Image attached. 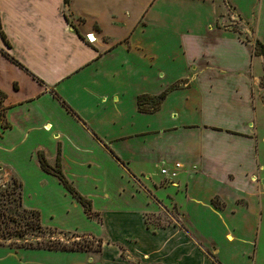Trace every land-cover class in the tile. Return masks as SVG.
<instances>
[{
    "label": "crops",
    "instance_id": "crops-1",
    "mask_svg": "<svg viewBox=\"0 0 264 264\" xmlns=\"http://www.w3.org/2000/svg\"><path fill=\"white\" fill-rule=\"evenodd\" d=\"M228 2L264 44V0H251L249 13ZM220 11L217 0H0V167L22 187L34 178L35 203L22 193L21 201L42 224L101 243L87 250L0 245V257L256 264L264 138L254 90L264 55L218 26ZM158 95L150 106L147 96ZM38 152L51 164L59 154L91 215L41 168ZM160 213L169 218L164 224L146 221Z\"/></svg>",
    "mask_w": 264,
    "mask_h": 264
},
{
    "label": "rangeland",
    "instance_id": "rangeland-1",
    "mask_svg": "<svg viewBox=\"0 0 264 264\" xmlns=\"http://www.w3.org/2000/svg\"><path fill=\"white\" fill-rule=\"evenodd\" d=\"M243 9L244 12H248V7L251 0H235ZM220 8V18L222 21L217 22V25H226L231 27L238 33L242 39H246L254 43V26L251 23L248 24L241 15L237 16L233 6L228 0H217ZM231 4V5H230ZM253 52L256 57H262L264 54H257ZM264 69V68H263ZM262 69V70H263ZM260 70L259 86L255 87V102L259 108L261 114L257 118L259 133L258 136L264 138V70ZM150 106L154 104L149 103ZM21 170V169H20ZM12 172L4 167H0V245L8 246L15 250L26 248H37L36 245H57L61 243L67 246L76 245L75 243L89 244L95 246L97 238L90 233H80L76 230L59 229L52 226H47L41 223V227L36 226V220L34 221L35 214L24 211L23 207H26L19 199V187L12 180ZM264 178V171H263ZM37 183L32 176L29 180H26L22 187V198L27 202L34 204L35 195L31 192L35 191ZM32 219V220H30ZM169 218L165 213L148 215L146 221L153 225H162ZM264 225V224H263ZM262 242L260 243V253L258 255L256 264H264V229L262 230ZM60 243H58V242ZM40 248V247H39ZM44 248V247H41ZM61 249V248H57ZM1 252V251H0ZM263 252V254L261 253ZM262 255V256H261ZM0 264H15L13 257H9V261L4 256L0 257Z\"/></svg>",
    "mask_w": 264,
    "mask_h": 264
},
{
    "label": "trees",
    "instance_id": "trees-1",
    "mask_svg": "<svg viewBox=\"0 0 264 264\" xmlns=\"http://www.w3.org/2000/svg\"><path fill=\"white\" fill-rule=\"evenodd\" d=\"M69 0H64V3H67ZM0 32L3 35V32L0 28ZM254 51L257 54H264V44L261 43L258 39L254 40ZM4 94L2 92H0V98L3 96ZM162 95H158L154 98H150V96H147V98L149 97V99H151V102L154 104L153 106L155 107V105L159 102L160 98ZM142 98H145V96H140L138 97V101L142 100ZM3 113L0 111V116ZM7 124L4 122V124H2V126H6ZM38 159H39V164L41 166V168L45 171L51 172L53 174H55L59 181L64 185V187L74 196L76 197L79 202L83 205L84 210L86 211V213H88L89 215L92 214L91 211V205H90V200L86 197H84L82 194H80L76 188L72 185V183L68 180V178L64 175V173L62 172L61 169V160H60V156L59 154H57L55 162L53 164L49 163L46 159V157L44 156V154L42 152H38ZM13 181L17 184V186L19 187V199L21 202V181L16 178L14 175L12 177ZM24 211H28L29 213H34L35 217H34V221L36 220V226L41 227V223H40V214L39 211L35 208H27V207H23ZM32 220V219H30ZM58 242V241H57ZM60 243V242H58ZM76 245H70L67 246L65 244H62L60 246L57 245H49L48 243L46 245H36L37 247H46V248H61V249H91L92 246L89 244H83V243H75ZM100 239H97V242L95 244V246L93 247V249H99L100 248Z\"/></svg>",
    "mask_w": 264,
    "mask_h": 264
},
{
    "label": "built area",
    "instance_id": "built-area-1",
    "mask_svg": "<svg viewBox=\"0 0 264 264\" xmlns=\"http://www.w3.org/2000/svg\"><path fill=\"white\" fill-rule=\"evenodd\" d=\"M86 38H87L88 40H92V39H93V37L90 38V34H86ZM161 171H162V172H165V171H166V168H165V167H162V168H161Z\"/></svg>",
    "mask_w": 264,
    "mask_h": 264
}]
</instances>
